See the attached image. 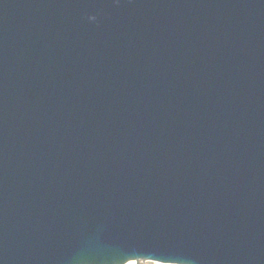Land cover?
I'll use <instances>...</instances> for the list:
<instances>
[{
	"label": "water",
	"instance_id": "1",
	"mask_svg": "<svg viewBox=\"0 0 264 264\" xmlns=\"http://www.w3.org/2000/svg\"><path fill=\"white\" fill-rule=\"evenodd\" d=\"M264 264V0H0V264Z\"/></svg>",
	"mask_w": 264,
	"mask_h": 264
},
{
	"label": "snow or ice",
	"instance_id": "2",
	"mask_svg": "<svg viewBox=\"0 0 264 264\" xmlns=\"http://www.w3.org/2000/svg\"><path fill=\"white\" fill-rule=\"evenodd\" d=\"M147 255L152 256L156 255L158 258L156 259H149L154 262V264H164V262L169 261L168 259L164 258V253L160 251H149Z\"/></svg>",
	"mask_w": 264,
	"mask_h": 264
},
{
	"label": "bare ground",
	"instance_id": "3",
	"mask_svg": "<svg viewBox=\"0 0 264 264\" xmlns=\"http://www.w3.org/2000/svg\"><path fill=\"white\" fill-rule=\"evenodd\" d=\"M132 264V263H131Z\"/></svg>",
	"mask_w": 264,
	"mask_h": 264
}]
</instances>
